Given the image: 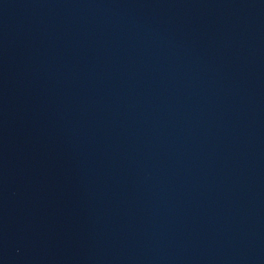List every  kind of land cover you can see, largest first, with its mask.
<instances>
[{
  "label": "water",
  "instance_id": "obj_1",
  "mask_svg": "<svg viewBox=\"0 0 264 264\" xmlns=\"http://www.w3.org/2000/svg\"><path fill=\"white\" fill-rule=\"evenodd\" d=\"M0 264H264V0H0Z\"/></svg>",
  "mask_w": 264,
  "mask_h": 264
}]
</instances>
